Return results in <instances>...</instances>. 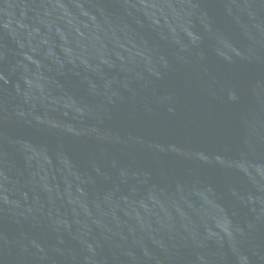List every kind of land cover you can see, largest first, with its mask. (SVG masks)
<instances>
[{
	"label": "water",
	"instance_id": "obj_1",
	"mask_svg": "<svg viewBox=\"0 0 264 264\" xmlns=\"http://www.w3.org/2000/svg\"><path fill=\"white\" fill-rule=\"evenodd\" d=\"M0 264H264V0H0Z\"/></svg>",
	"mask_w": 264,
	"mask_h": 264
}]
</instances>
